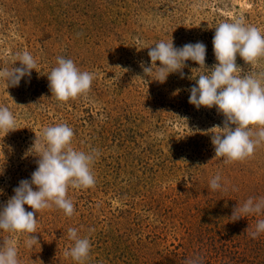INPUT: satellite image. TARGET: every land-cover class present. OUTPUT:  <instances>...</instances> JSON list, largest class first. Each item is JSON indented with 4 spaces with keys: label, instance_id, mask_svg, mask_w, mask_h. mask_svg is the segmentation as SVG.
Masks as SVG:
<instances>
[{
    "label": "rangeland",
    "instance_id": "1",
    "mask_svg": "<svg viewBox=\"0 0 264 264\" xmlns=\"http://www.w3.org/2000/svg\"><path fill=\"white\" fill-rule=\"evenodd\" d=\"M235 20L264 32V0H0V70L20 67L25 50L37 60L19 86L0 79V106L16 121V130H0V209L37 169L44 128L66 123L74 149L99 152L95 186L68 189L71 217L55 206L35 213L32 248L28 233L0 230V245L16 243L19 264H264V232L250 235L264 210L231 218L249 197L264 198V144L225 163L211 139L225 117L189 103L195 78L217 63L215 27ZM171 40L203 42L206 68L188 60L184 78L152 80L141 67H151L149 47ZM60 56L94 73L91 90L67 102L52 95L47 78ZM236 63L241 75L264 73V58ZM217 173L221 188L212 190ZM69 228L90 239L83 262L64 255L74 244Z\"/></svg>",
    "mask_w": 264,
    "mask_h": 264
},
{
    "label": "clouds",
    "instance_id": "2",
    "mask_svg": "<svg viewBox=\"0 0 264 264\" xmlns=\"http://www.w3.org/2000/svg\"><path fill=\"white\" fill-rule=\"evenodd\" d=\"M212 43L217 63L208 73L195 78V86L190 88L189 103L197 109L215 106L225 117L223 127L216 126L222 131L214 133L211 138L215 157L223 158L225 163L243 161L264 144V73L257 75L247 72L241 75L242 68L236 60L239 56L245 64L254 65L264 58V32L242 20L221 22L215 27ZM148 56L151 67L141 64L144 73L152 80L163 83L170 73H179L184 78L182 69L188 60L205 67L206 45L196 42L174 47L172 40L160 41L154 47H149ZM16 61L20 62V67L0 70V79H4L8 87L19 86L23 77H30L31 71L37 69L36 58L27 50L19 53ZM157 61L160 62L159 67L156 66ZM153 65L158 69L154 79ZM47 78L52 95L61 102H67L91 90L94 73L81 71L73 60L60 56L57 57V66L51 69ZM250 126H256L257 130ZM0 130L6 134L16 130L15 117L7 106H0ZM73 137L74 131L66 123L44 128L37 169L30 180L19 182V186L13 190L14 195L0 209V230L28 233L25 242L28 248L38 243V238L30 235L37 233L35 213L55 206L71 217L74 204L67 196L69 187L95 186L92 165L99 152L97 149L87 153L74 149L71 146ZM184 178L187 179L186 176ZM220 181L221 176L217 173L209 182L210 188L220 189ZM33 185L37 190H33ZM24 205L30 206L33 211H26ZM262 210L264 198L256 200L249 197L242 206L237 205L233 209L231 218L235 222ZM262 232L264 219L257 221L255 231L250 235L256 238ZM68 237L74 244L64 255L78 262L87 260L91 251L90 239L80 237L76 228L68 229ZM0 264H19L14 241L5 240L0 245ZM186 264H200V260L189 259Z\"/></svg>",
    "mask_w": 264,
    "mask_h": 264
}]
</instances>
